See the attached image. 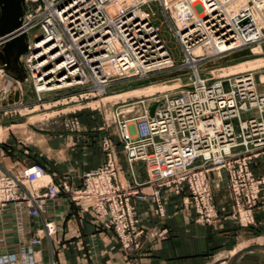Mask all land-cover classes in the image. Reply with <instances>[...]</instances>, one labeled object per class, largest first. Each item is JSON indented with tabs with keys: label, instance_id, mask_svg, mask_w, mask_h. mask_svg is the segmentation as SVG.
I'll list each match as a JSON object with an SVG mask.
<instances>
[{
	"label": "built area",
	"instance_id": "1",
	"mask_svg": "<svg viewBox=\"0 0 264 264\" xmlns=\"http://www.w3.org/2000/svg\"><path fill=\"white\" fill-rule=\"evenodd\" d=\"M24 2L21 27L12 36L28 37V51L20 63L39 95L44 92L38 88L86 87L99 92L98 88L106 90L117 81L147 79L177 67L191 72L193 79L188 89L165 94L161 100L141 101L138 116H116V135L127 161L147 166L149 179L142 184L123 180L117 144L111 137L101 141L104 165L85 174L79 188L66 178L54 183L41 164L1 173L0 225L5 213L14 214L17 243L11 251L5 250L6 237L0 232V264H39L35 250L45 238L57 234L59 227L49 214L64 195L84 211H94L129 253L141 251L146 234L135 200L155 203L157 214L164 217V204L187 194L197 223L214 225L219 219L209 178L214 170L228 176L241 225L254 224L253 213L264 187V176L257 177L252 170L253 161L264 154V81L260 79L264 73L251 70L210 83L201 77L199 67L264 44V0ZM29 4L36 7L29 8ZM155 4L168 16L182 48L179 66L173 63L161 29L154 23ZM108 9L125 11L129 17L128 38L118 53L107 45L113 33L105 22ZM62 11L67 24L59 17ZM35 30L38 33L31 38ZM104 33L107 38L99 42ZM6 40L0 39V48ZM198 47L213 52L194 55ZM124 48L133 52L130 57ZM0 78L8 79L1 66ZM155 102L162 105L151 117L149 109ZM253 111L258 118L243 119L244 113ZM39 219H44V226L33 231L31 225Z\"/></svg>",
	"mask_w": 264,
	"mask_h": 264
},
{
	"label": "crops",
	"instance_id": "2",
	"mask_svg": "<svg viewBox=\"0 0 264 264\" xmlns=\"http://www.w3.org/2000/svg\"><path fill=\"white\" fill-rule=\"evenodd\" d=\"M263 45L261 47L264 49ZM6 76L9 81L19 83ZM14 101L15 96L14 100L11 99V102ZM242 117L258 118V114L253 111L244 113ZM91 129L103 131L102 128ZM17 135L3 136L1 139L0 173L17 172L38 163L44 166L54 183L60 184L66 178L73 187L79 188L85 174L105 163L101 147V141L109 137L105 132L73 136L46 134L41 138L32 134L28 139L29 144H23ZM111 138L118 146L121 176L125 183L134 185L146 182L149 179L146 164H130L118 138ZM252 170L255 176H264V154L253 161ZM209 178L219 212L218 221L211 226L197 223L195 209L187 194L167 201L164 204V217L157 214L155 203L134 201L141 226L146 232L138 253L124 251L117 236L104 228L94 211H84L80 204L64 199V195L49 214L59 230L36 248V260L39 264H213L220 255L235 251L246 240L255 236L264 237V187L262 201L253 213L254 224L245 227L235 215L236 204L226 172L214 170ZM143 192L148 193L150 189H143ZM13 216L7 212L1 217L0 232L1 237H6L7 251H11L17 243ZM31 226L33 231L43 228L44 219L33 222Z\"/></svg>",
	"mask_w": 264,
	"mask_h": 264
},
{
	"label": "rangeland",
	"instance_id": "3",
	"mask_svg": "<svg viewBox=\"0 0 264 264\" xmlns=\"http://www.w3.org/2000/svg\"><path fill=\"white\" fill-rule=\"evenodd\" d=\"M30 7L33 8L36 5L29 4ZM152 10L155 13L154 23L161 29V36L166 43L171 59L175 66H179L183 59L182 48L174 36L168 16L156 4L152 6ZM108 11H106L105 22L113 28V33L111 32L112 39L107 45L118 53L122 48L121 42L128 38L125 35L128 25L125 26L122 24L123 22H119L121 16L126 12H111L110 9ZM64 12H61L62 14L59 16L63 22L66 21ZM124 24L126 23L124 22ZM116 31L123 37L122 39ZM36 33H38L37 30L33 31L31 38ZM106 36L107 33L102 34L99 42L105 41ZM94 43L97 42L94 41ZM218 47L225 48V46ZM257 47L261 48L257 54L236 58L229 54L228 58L205 62L202 67H199L201 77L213 83L222 76L236 75L251 70L256 71L257 74L264 73V49L261 45ZM124 52L128 53V57L131 56L125 48ZM211 52L213 49L209 47H198L193 50L194 55L210 54ZM133 64L137 65V63ZM191 78L193 79L191 72L180 71L177 67L147 79L117 81L106 90L98 88L100 93L106 92V94H99L95 88L81 87L38 88L39 92H44L40 95L37 94L32 82L27 79L21 88H19L21 82L16 86H10L8 79H2L0 81V143L3 136H13V134H18L17 136L23 144H29L28 139L32 134L41 138L46 134L73 136L88 132H105L109 137H117V126L114 121L118 114L125 115L127 118L138 116L141 112V104H139L141 101L161 100L165 94L171 95L188 89ZM260 79L264 81V76L261 75ZM17 92L21 94L19 103L16 100L11 102V99L14 100V96L16 99ZM91 128H102L103 131H93ZM255 244L264 245V237L255 236L246 240L238 247L240 251L237 248L236 252L220 255L213 264H228L232 257ZM236 264H264V252L247 253Z\"/></svg>",
	"mask_w": 264,
	"mask_h": 264
},
{
	"label": "water",
	"instance_id": "4",
	"mask_svg": "<svg viewBox=\"0 0 264 264\" xmlns=\"http://www.w3.org/2000/svg\"><path fill=\"white\" fill-rule=\"evenodd\" d=\"M24 13V0H0V39H7L0 48V66L4 68L8 76L22 83L26 81L27 74L20 63V58L28 51V37L27 35L12 36V34L21 27ZM249 55L251 52L245 50L235 54L233 58ZM19 100L20 94L18 93L16 102ZM161 105L162 102L152 104L149 109L151 117ZM255 251L264 252V245L255 244L246 248L232 257L228 264H236L243 255Z\"/></svg>",
	"mask_w": 264,
	"mask_h": 264
},
{
	"label": "bare ground",
	"instance_id": "5",
	"mask_svg": "<svg viewBox=\"0 0 264 264\" xmlns=\"http://www.w3.org/2000/svg\"><path fill=\"white\" fill-rule=\"evenodd\" d=\"M63 12V11H62ZM62 14V13H61ZM61 14H59V16L61 15ZM128 21H129V17L127 16V12L126 13H124L122 16H121V18H120V23L121 22H123L122 24L123 25H128ZM124 22L126 23V24H124ZM123 32V31H122ZM116 33H117V35L118 36H120V34L116 31ZM124 34V33H123ZM120 38L122 39L123 37H121L120 36ZM124 41V40H123ZM245 50H249L250 52H251V54H257V53H259L260 51H261V48L260 47H254L252 50L251 49H244V50H239V51H236V52H233V53H231L232 55H230V56H233V55H235V54H238V53H241V52H243V51H245ZM127 51L132 55V52L129 50V49H127ZM70 52V51H69ZM230 56H228V57H230ZM228 57H225V58H228ZM25 71V70H24ZM4 72H5V70H4ZM5 74H6V72H5ZM22 83V82H21ZM9 84H10V86H16L17 85V83L16 82H14L13 80H10L9 81ZM17 96H18V94H17ZM17 96H16V99H17ZM15 99V100H16ZM248 113V112H247Z\"/></svg>",
	"mask_w": 264,
	"mask_h": 264
}]
</instances>
